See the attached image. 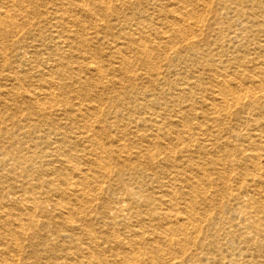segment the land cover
I'll list each match as a JSON object with an SVG mask.
<instances>
[{
    "label": "bare ground",
    "instance_id": "1",
    "mask_svg": "<svg viewBox=\"0 0 264 264\" xmlns=\"http://www.w3.org/2000/svg\"><path fill=\"white\" fill-rule=\"evenodd\" d=\"M0 264H264V0H0Z\"/></svg>",
    "mask_w": 264,
    "mask_h": 264
}]
</instances>
